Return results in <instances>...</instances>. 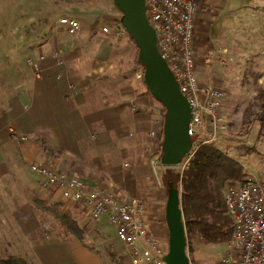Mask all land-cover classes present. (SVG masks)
Segmentation results:
<instances>
[{"label":"crops","instance_id":"0c3cea01","mask_svg":"<svg viewBox=\"0 0 264 264\" xmlns=\"http://www.w3.org/2000/svg\"><path fill=\"white\" fill-rule=\"evenodd\" d=\"M94 1L84 5L85 13L77 3L80 0L73 1L66 10V17L81 26L73 35L59 21L53 30L39 29V20L46 9L36 8L30 0L26 3L10 0L6 7L0 4L1 71L12 74L17 71L18 79V60L26 57L37 62L41 70L37 79L28 65V81L19 82L28 84L25 90L30 91L28 103L33 106L32 114L21 121V112H13L11 100L0 114V184L7 171L19 170L14 160L20 157L28 173L39 182L29 166L42 161L91 187L124 198L135 193L143 201L141 219L150 235L163 248H168L169 230L165 220L168 193L162 186L163 168L158 176L153 175L147 156L149 146L156 142L149 134L156 122L162 120L163 106L145 85L144 73L137 65L138 48L130 35L127 32L120 37L116 35L114 28H122V13L113 0ZM22 11L26 15L19 17ZM26 27L31 28L33 36L25 34L23 44L18 37ZM104 27H111L110 33H104ZM261 28H264V0H203L196 17V48L204 51L212 44L223 45L230 55H235L239 68L245 69L246 58L264 44ZM8 33L14 37L9 42L11 49L6 48ZM207 41L210 47H202ZM227 44L236 45L237 50L233 51ZM24 46L32 53L24 54ZM58 52L65 63L61 67L56 64ZM211 81V78L208 82L200 79L202 85ZM71 86L80 95H74ZM12 129L29 136L30 142H14ZM238 153L235 159L247 165L243 160L245 153ZM253 168L262 171L254 172ZM250 169L253 174H264V164L253 163ZM64 206L65 211L70 210L66 202ZM12 219L17 234L30 244V253L38 264H104L88 244L60 238L55 224L43 221L31 205L14 212ZM101 222L109 227L106 221Z\"/></svg>","mask_w":264,"mask_h":264},{"label":"built area","instance_id":"2783aa9c","mask_svg":"<svg viewBox=\"0 0 264 264\" xmlns=\"http://www.w3.org/2000/svg\"><path fill=\"white\" fill-rule=\"evenodd\" d=\"M146 16L157 36V49L176 79L180 92L189 101L192 118L188 125V135L192 146L177 169L183 173L197 153L204 147L218 148L228 157L238 155L233 149H222L218 145L228 132L229 120L224 113L225 95L214 80L201 84L200 65L229 67L233 59L225 49L216 47L208 51L196 48V17L200 13L203 0H144ZM60 25L71 35L77 34L81 26L75 20L63 18ZM111 27H104V33H110ZM120 37L126 34L122 28H114ZM56 64L64 66L62 53L55 55ZM235 63V60H234ZM35 77H41L37 62L29 61ZM60 79V78H58ZM74 95L80 91L73 86ZM164 118L157 121L149 138L155 140L147 150L151 167L158 176L163 155L162 134ZM11 138L18 144L30 141L27 136L10 130ZM247 175L241 181L227 184L224 195L227 215L233 223V232L225 245L223 264H264V174L249 172L247 165L241 163ZM31 173L39 177L43 191L51 190L58 200L68 203H80L93 222L106 221L114 231L119 243L125 246L131 264H166L168 248H163L148 231L147 224L141 219L143 201L138 195L127 198L101 188L91 187L78 178L68 177L57 172L48 164L38 161L30 165Z\"/></svg>","mask_w":264,"mask_h":264},{"label":"rangeland","instance_id":"374dc122","mask_svg":"<svg viewBox=\"0 0 264 264\" xmlns=\"http://www.w3.org/2000/svg\"><path fill=\"white\" fill-rule=\"evenodd\" d=\"M7 1L9 2L10 0H0L1 6L6 7ZM23 1L26 3V0ZM73 1L75 0H30L31 3L36 4V8L40 7V9H43L44 7L46 9L42 19L39 20V29L44 31L47 29L53 30L57 21L67 18L66 10L71 7ZM77 3L80 6V10L85 13L87 6L84 5L93 4L95 1L80 0ZM23 9L26 11V5H24ZM22 15H26V13L23 11L19 12V17ZM207 24L209 25V23ZM263 29L261 28L260 31ZM42 30L40 32H43ZM208 30L210 31L211 28L209 27ZM11 33H8L5 37L6 42H8L7 49H11L12 43L9 44V42L14 38L9 37ZM25 34L27 36L32 35L31 28L29 30L26 27L23 32L19 33L18 38L22 42L26 40ZM208 44L209 42L207 41L201 46L210 47ZM215 45L212 44L211 48L207 47L208 49L204 51L214 49L213 47L216 48L217 45ZM225 46L230 47L233 51L237 50L234 44H227ZM223 47V45L219 46V48L225 49ZM249 48L250 45L245 50L247 54ZM22 51H24V54L27 52L28 54L32 53L26 50V46L22 48ZM231 55L233 64L229 67L220 65L209 67V65L203 64L199 67V77L207 82L210 78L212 81L214 80L215 85H219L225 95L224 113L229 120V125L228 132L222 137L218 146L222 149H226V147L231 148L238 155V152H244L245 157H243V160L248 162L247 165L250 172V167H253V163L257 165L264 164V44L259 46L253 54H250L251 56L246 58L248 59L245 63L246 65L244 66L243 64L245 69L239 68V64L236 61L234 63L235 55ZM29 58L26 57L18 60V79L16 77L17 71H14L12 74L11 72H2L0 68V114L4 113L11 100L13 112H21L19 113L21 121H24L33 112V106L28 103L30 100V91H26L28 84L24 83L28 81V61L32 60ZM251 59L252 62H250ZM20 81L24 82L19 84ZM24 108L29 110L24 112ZM258 113L261 115V120H258L256 116ZM12 127H15V125H12ZM40 132L43 133V131ZM28 138L31 139L29 136ZM14 163L19 170L16 172L7 171L3 184H0V255L3 252H8L30 258L32 257L29 249L30 244L26 240H23L19 233L17 234L12 215L23 207L31 205L33 199L55 200L57 198L53 196L51 190L43 191L40 188V182L28 173L22 158L18 157L14 160ZM174 169H177V167ZM177 170L180 174V170ZM252 170L254 172L262 171L257 168H253ZM152 173L155 175L153 169ZM162 186L164 185L162 184ZM164 189L168 190L166 187ZM66 204L70 210H74V205L71 206L68 202ZM80 212V208L76 209V213L80 214V224L89 230L86 241L104 254L107 264H111L106 253L108 247H111L119 255L127 253L125 246L117 241L115 233L108 226H105L103 222H93ZM225 248V245L202 246L195 243L191 250L187 247V255L191 264H223ZM127 263L129 264V262Z\"/></svg>","mask_w":264,"mask_h":264},{"label":"trees","instance_id":"16d2710c","mask_svg":"<svg viewBox=\"0 0 264 264\" xmlns=\"http://www.w3.org/2000/svg\"><path fill=\"white\" fill-rule=\"evenodd\" d=\"M130 39L136 45L133 38L130 37ZM138 54L139 50L137 57ZM137 65L144 73V67L139 60ZM163 112L164 115L165 109ZM256 116L258 120H261L260 113ZM162 138L164 139V131ZM228 149L230 148L226 147V150ZM246 175L244 167L238 160L210 146L200 148L188 169L183 173L179 174V171L174 168L162 169L163 187L168 189V183H173L174 187L180 191L189 250L195 243L202 246H223L229 242L233 232V223L227 215L224 190L229 182L241 181ZM31 207L42 217L43 221L49 220L55 224L60 238L79 241L84 245L88 244V247L100 256L103 263L107 264L104 254L86 241L89 230L81 226L78 216L80 214L76 213V209L80 208V213L89 218L82 204L75 203L74 210L65 211L64 202L60 200L36 198L32 200ZM106 253L111 264H128L127 262L131 264L127 253L119 255L111 247L106 249ZM0 264L38 263L34 257H22L18 254L3 252L0 255Z\"/></svg>","mask_w":264,"mask_h":264},{"label":"water","instance_id":"95a60500","mask_svg":"<svg viewBox=\"0 0 264 264\" xmlns=\"http://www.w3.org/2000/svg\"><path fill=\"white\" fill-rule=\"evenodd\" d=\"M122 13V27L136 43L138 60L144 67V82L152 97L162 104L164 139L161 165L176 168L191 149L188 125L192 118L189 101L180 92L179 85L161 58L157 36L146 16L144 0H113ZM165 220L169 230L166 264H191L187 255L188 240L181 206L180 191L168 183Z\"/></svg>","mask_w":264,"mask_h":264}]
</instances>
